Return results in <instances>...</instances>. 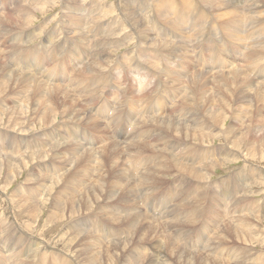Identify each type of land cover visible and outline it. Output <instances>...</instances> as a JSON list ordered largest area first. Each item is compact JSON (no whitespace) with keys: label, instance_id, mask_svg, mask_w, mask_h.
Instances as JSON below:
<instances>
[{"label":"rangeland","instance_id":"obj_1","mask_svg":"<svg viewBox=\"0 0 264 264\" xmlns=\"http://www.w3.org/2000/svg\"><path fill=\"white\" fill-rule=\"evenodd\" d=\"M12 1L13 2L11 6H13V8L25 7L29 5L37 6L39 4H45V3H47V5H45V7H43L40 11L36 12L33 18L32 26L21 31H14L10 33L7 37H2V39H0V60L2 63H5L7 65V69L9 71L16 72V74H20V75L25 74L28 76H30L32 73L34 74V72L31 71V69L34 71V68L30 67L29 70L28 69L29 67L27 66V64H25L26 61H28L29 63L35 64L39 68V71L42 70L43 73L46 74L47 68L52 67L54 63L45 64L43 69L39 67V65L41 64L37 60L49 45L53 44L55 46L57 44L58 37L53 38L52 41L45 39L44 31H50V30L54 31L57 35H61V38L64 35L66 37L70 36L69 38L63 39V42L61 44L62 54H66V55L69 54L70 57H73L74 54L79 55L77 51L82 52V51L92 50V52H94V57L89 62L87 61L86 64L81 66L80 68H76V66H80L78 62L76 61L71 62L72 69H74V71L71 74L72 75L76 74L74 79L72 78L71 74L70 76H67V73L71 71V69L69 68H67L66 71H63L64 73L59 75L58 71L60 72V70L57 69L56 72L53 70L54 68L53 67L50 70L51 74H54L53 77L51 78L44 77V79L47 78V79L55 80L52 82H48L49 84L48 83L47 84L49 86L50 85L52 86V83L54 85L55 83L56 84L59 83L58 86H60L63 90L69 92L70 94L78 95V96H71V98L74 101L76 99L75 102L80 106V108H82V114L79 116V119H75L77 121L57 120L55 121L54 126L52 125L49 127L38 124L35 121L33 123L35 125L32 124L31 128H29L31 125H25V127L24 125H17L16 127L11 126L10 128V126L8 127L6 125L7 123L5 120H3V122H0V150L1 149L4 150L5 154L7 155L15 154L16 150L19 147H21L23 144L25 145L23 154H26L31 151L37 153L39 152L38 149L47 150L48 152V150L50 151L49 146L51 144L53 143L61 144L59 148L54 149L55 152L54 155H51V152H49L48 154L49 156L47 155L49 158L47 156H44L43 159H38L37 157H34L36 158L37 161L34 160L28 162L25 166H22L20 170L16 172L17 174L15 173L9 179V181L12 182L7 181L6 183L4 173L2 175L0 174V264H11V263L17 264V262L18 264H54V263L78 264L80 262H82V264L83 263L89 264V262L91 261H89L87 257L91 255L93 249H95L98 253L96 254L97 257L95 256V259L92 261L91 264H160L161 261H162L161 264H174L175 262L176 264H179L177 259H175L176 258L175 254H181V255L190 254L191 256L194 254H198L200 252L199 249H201V244L205 241L207 236L203 240V236L200 231H199L200 234L197 233L198 231L197 232L194 231V233L192 234L191 232L196 227H199L202 218H199L197 216L192 220V223L189 222L187 223L186 220L184 219L185 217L181 214V210L183 209V206L185 204H181L180 202L173 201L175 198L174 195L171 197H162L163 196L162 194L156 197L154 193L149 192V188H145V186H142L139 183V179L136 176L141 171V168L143 166H145V171L149 170L148 172H150V169L152 171V167L153 168L156 167L160 163V161L164 160L165 154L152 155L150 153L145 154V152H142L139 154L136 153V155L135 154L131 155L128 154V150L133 145L136 144L142 145L147 140H154L159 137L158 134L152 137H151L152 134L144 137L136 136V135L142 131L144 132L153 131L154 133H158L157 129L155 127H151L150 125L151 118L154 119L160 117L161 119H165V117L167 116V115L162 116L160 114L162 113V111L158 108V106H162V108L165 107V109L169 106L168 110H166V113L169 114L170 117L172 118L176 116L174 112L178 109L181 100H180V96H178V98H174V96L171 94V91L173 90L174 87L179 88L178 86L181 85L184 86L186 84L185 87H187L188 80L190 76H193V74L194 75L200 73L205 74L207 71H209V73L207 72L206 75L210 74L211 77L216 79L220 74L226 73V75H228L230 74L231 71L233 72L239 69L241 70V73L243 72L242 74L243 76L245 75V77H248V79L252 80V82L247 84V87H249L253 82H257L258 80H260V75L264 76V66H263L264 52H262L260 55L261 59L259 58L260 60L258 59L257 61L253 60V56L251 55L253 49L259 50L260 47L259 43L264 42V7H262L261 5L259 6L260 8L258 7L257 9H253L252 8L253 3L256 2L257 0H248V3L252 4L250 9L247 10V8L243 6V9L239 10L241 14L243 13L245 15L243 16L242 19V27H241V35H240L244 37L245 41L239 43L238 38L236 37H233V40L236 41L237 46L240 48L243 54L242 56L231 57V53L233 49L232 44L227 40V38L223 36L222 27L220 26V24H216L214 27L213 33L215 37L210 38L211 44L209 47L207 41L208 34H211L212 30L209 29L207 32H205L203 31V29L207 27V25H209L211 21H213V19L210 20L211 18H207L203 22L201 27L194 20L192 21L191 24V19L190 18L188 19V16L181 19L187 13L183 10L182 5L178 0H170L171 4L166 9L155 8L154 7L155 0H86V3L88 5H91L92 13H93V19L90 24V29L92 30V45H88V43L86 42L87 40H85L86 39L85 34L83 33L81 28L82 20H80V29L77 30V25L79 23V16L81 13V8H79L78 5L81 0H76V4L66 2L71 5L70 8H66L65 6L62 7L61 0H53V1L43 0V2L45 3H43L41 0H12ZM50 1L53 4L52 3L49 4L48 2ZM193 1L195 0H190L191 8H193V3H194ZM227 1L234 3L243 2V0H227ZM3 2L4 0H0V4ZM221 4L223 5V2L218 3L216 0H212L211 3L205 5V8L208 10L210 9V11H213L215 13V16H217L215 17V19L218 18L217 19L218 22L224 23L225 20L229 18V16L232 14L230 13L227 16H224L225 12H231L232 10L227 7L225 8L224 5L222 8ZM112 7H114L115 9L112 10L111 15L107 18H104L102 21H98V19L102 18L105 14H107ZM123 8L127 11L137 14L143 21H145L146 26L143 27L144 35L154 38L156 40H161L163 42H172L173 45L169 49H154V48L141 46L140 44H134V42L137 39V35L133 26L130 24L127 18L123 14L119 13V11L121 12L123 11ZM223 11L225 12L223 16H221L219 13ZM0 14L4 15L3 13ZM210 14L212 13L210 12ZM64 15L68 16L69 19H64L65 18ZM62 22L64 23V26L62 25ZM177 22L180 23L177 25ZM191 25L192 28L189 30V27H191ZM180 29H183V32H181ZM230 29L233 31L231 27ZM32 30H34L37 34L29 39V37L32 36V32H31ZM23 31L26 33L25 34L26 35L25 39H27L26 41H22L21 39H19L20 34ZM191 31L193 32L191 33ZM200 31H202L205 34L207 39L203 40L200 37ZM183 33L187 34L188 39L183 38ZM13 34H15V37L13 36ZM117 35H119L120 37L119 40H117ZM189 42L194 43L195 46H193ZM187 44L189 45L188 52H187ZM117 45H121V46L115 49L113 53L114 55L113 54L111 55V59L109 63L111 64V66L108 65L105 70L101 71L97 75H91L89 77H86L83 68L90 62L94 61L95 59L101 58L103 55V51L105 49ZM15 47L18 48L17 50L20 52L19 55H16L12 51H8L11 48H15ZM173 49H176L175 55L172 54ZM199 50L203 52L201 53L199 52ZM227 51L229 55L227 54ZM194 58L196 60H194ZM198 59L200 60L198 61ZM236 59L240 60L241 62L239 64H236L235 63ZM231 62L232 63L234 62L233 66L230 65ZM247 62L250 63L247 64ZM225 64L226 65L228 64L226 68H222ZM253 64L256 67H254ZM195 65H197V67ZM247 65L248 66L251 65L249 66L250 69L248 68ZM13 66L15 67L13 68ZM216 67H221L222 69L220 68L216 70ZM75 70L77 72H75ZM222 70H224L225 72ZM254 72L255 74L252 75ZM36 74H34L35 78L38 77L43 79L42 78L43 75H41V73H38L37 75ZM214 74H217V76ZM182 75L184 76L181 77ZM178 78H180L181 79L180 81H182L181 85H178L176 83V80ZM115 81L119 85H117L116 83L114 84ZM64 82L66 84L67 82H69L70 85L67 86L64 84ZM258 87H259L258 85L254 86L255 89H257ZM113 89H115V91ZM255 89H252L251 93L255 92ZM24 93H25V88L21 87L13 94L6 95L5 97L1 98L0 110L6 106L9 107L10 105L17 104L19 102L18 100H20L19 95ZM160 100L163 103H161ZM124 101L126 102V105ZM157 102L159 104L158 106H157ZM187 111L188 109L185 110V113ZM120 113H123L124 115ZM141 114L143 115L141 116ZM186 115L189 117L188 113ZM195 116L196 114H193V116L191 117H195ZM86 118H88L91 122L95 123L96 126L82 122ZM113 118L116 119L114 120ZM233 121L235 124L240 123L239 118H235ZM246 122L248 121L245 120L244 125L246 124ZM4 123L6 124L3 125ZM140 126L141 128H139ZM262 127H264V124L263 125L257 124L256 126L253 125L254 130L260 129V131H262ZM51 128H52L51 133L53 131L55 132L59 131L55 135V138L57 139L50 140L47 142L42 141L45 135H48L47 131ZM19 129H23V132L18 131ZM24 132H26L27 134H25ZM78 133H80L79 136L77 135ZM118 137H120V139ZM259 138L260 135L255 136V139H259ZM123 141L125 143L126 142L129 143V145H126L127 143L125 144ZM210 141L212 140L210 139ZM211 143L213 145L224 144L222 142V137L221 138L215 137ZM48 144L49 146H47ZM70 145L76 146V148L79 149L78 151L77 150L74 151V153L78 157L80 156L79 157L80 161H78L79 159L71 155V150H69ZM89 146L90 147L93 146V150H92L93 154L90 158L84 159L83 156L85 155L84 152L87 151ZM160 146L166 151L176 153L180 161L192 165H205L211 163L212 161H216L217 159L221 161L222 160L225 161L224 164L220 162L218 165H216L213 168V171L211 170L208 171V173L210 172L209 174L207 173L208 183L212 184L213 187H205L203 191L207 190L208 188L209 189L212 188L218 189V187L221 188L219 186V183L221 182L222 179L227 177L226 180H228L231 177H234L235 174L239 175L240 172L242 171L243 174H246L245 172H249L247 169L251 171V178L253 176L258 178L259 181L258 182L256 181L257 183H254L253 180L251 181L250 178L247 184H245L244 188L243 187L239 188V184L237 185L238 188L237 196H239L243 190L244 191L242 192V194L248 188H250L249 190L251 192L250 195L254 199L250 208L248 206L243 210H241L239 213L238 216L239 218L251 216L250 218H248V221L251 223L250 226L252 228L250 230V233L245 234V236L241 237V239L238 241H244L243 239L250 238L249 239L250 242L247 240L246 243L247 245L246 244L245 245L248 246L249 249L251 248L250 250L252 257H250V259L249 258L245 259L246 262L250 264H264V255H263L264 254V211H263L264 155L258 156V158L246 157L245 159H243L242 157H240V154L231 147L229 148L234 152L233 157H225L220 154L200 155L197 148L198 146L196 144L185 143V142L178 144L174 142V140H162ZM200 146L207 147L208 145H200ZM95 147L97 148V150ZM104 148L105 149L111 148L110 149L111 152H118V158L121 159L122 161L119 159L116 160L114 162L115 164H117L116 167L114 163L112 164L108 163L110 164L109 167L112 168L110 169L109 167H105L104 169H102V164L105 165L104 162L102 163V160L107 158L105 155L106 153L103 155L100 154L101 150ZM114 149L117 151H115ZM62 154H66V155L62 156ZM63 163H65V167H63ZM132 163L133 165H131ZM113 166L116 169H114ZM31 170L33 171V175L37 182L39 181L42 182L41 181L42 175H44L42 176L43 178L45 177L47 178L46 182L44 183L45 184L44 188L41 186L38 187L37 183L35 182H26V175L28 171L30 172ZM84 170H87L88 171L87 174L89 175L84 176V174L86 173ZM101 171L104 172L107 176V178H105V182L107 185L106 189H112L105 192V193H109L108 196L106 198H103L101 192H97L96 194L97 198H95L96 196L88 197L89 199L87 201V205L91 211L90 210L86 211L84 209V206L81 205L80 210H77L78 212L75 213L69 212L70 213L69 214L68 213L69 207L72 204L71 200L79 199V197L83 194L84 191L89 190L90 186L94 184L97 176ZM142 172L144 171H141L140 174ZM175 173L176 171L175 172L173 171L172 174ZM126 174L128 177L126 176ZM53 177L56 179H54ZM64 177L66 178L64 179ZM112 177L125 178L122 179L123 185H121L122 186L121 190H124L125 188L127 190V188H129V185L131 189L134 187L137 190L133 188L132 191H127L126 193L130 198L129 199L123 198L124 196L122 194H124V191L122 192L119 187L117 190L113 188L111 181L114 179H112ZM163 178L165 182L164 187L168 186L170 188L171 186L172 190L175 191L195 188L196 181L192 178V175L190 174H182L177 177L171 174H165L163 175ZM49 179L50 180L52 179L51 180L52 182ZM80 181H84V186L82 184L76 186V189L78 191L75 188L74 189L71 188L72 186L71 183L78 184ZM66 182H71V183L69 186L64 187V183ZM1 190L4 191L2 192ZM46 190H48L49 194ZM70 190L72 193L70 192ZM131 192H132V196H129ZM22 194L25 196H33V198L30 199V201L32 203L34 202V204L39 206L37 209L38 211L37 210L34 211L35 212L34 216L30 214V211L26 206L28 205L27 202H25L24 200L19 201L20 199L19 197ZM17 195H19V197ZM51 197H54V199ZM15 198H17L18 200ZM133 200H135V202ZM64 204H66V206ZM147 205L149 209H147ZM114 210L120 212L122 216L120 215V217H109L108 214L110 212H113ZM57 211L59 213L62 212V216L56 219H51L49 215ZM221 213L224 215L225 218L226 216L223 213V211H221ZM171 216L176 218L170 222L169 218ZM51 221L53 223H51ZM227 221L228 220H224L222 223H219L217 228L218 231L221 229V227H224L225 223L227 225ZM47 222H49V224ZM10 224L13 225L11 226ZM68 224L71 226H68ZM197 224L198 226H196ZM9 225L13 229L10 228ZM152 225L154 228H152ZM193 225L195 226L194 229H193L194 227ZM140 226H142L143 228L142 234H138V230ZM164 228H167L168 231L170 229L171 232L180 235V237L178 239H175L176 237L173 234L172 236L175 241L171 242L172 241V239H170L171 236L163 232ZM108 229H111L113 231L112 235L109 237L110 239L106 238L105 241H103L102 243L103 246H102V244L98 242L104 238L102 233ZM150 229L154 233L150 232ZM13 230H17V231L15 232ZM84 232L87 233L88 236ZM216 232L217 230L209 235L208 242H204L206 248L209 245H215L217 241V235L215 234ZM75 233L77 237L75 236ZM189 235L191 236L188 238ZM122 240L123 242L124 241L128 242V243L124 242L127 243L126 247L125 246L123 247ZM74 241L77 243L75 244ZM86 244H88V247L86 246ZM162 244H164L163 247ZM228 244L229 243H227L226 246ZM72 247H73L72 249L73 251L71 250ZM75 247L77 248L75 249ZM36 248L38 249V252L34 253V250ZM142 248L145 250H143ZM168 249L170 251H168ZM80 250L82 252H78ZM75 253L77 254L75 255ZM226 253H228L231 256L232 254L235 253V251L218 250V255L226 254ZM72 255L74 256V259L76 261L73 259ZM80 255L83 258V261ZM241 256L244 257L245 255L241 253ZM76 257L77 258L79 257L78 260ZM10 259L11 262H9ZM238 260L241 261V259Z\"/></svg>","mask_w":264,"mask_h":264},{"label":"bare ground","instance_id":"obj_2","mask_svg":"<svg viewBox=\"0 0 264 264\" xmlns=\"http://www.w3.org/2000/svg\"><path fill=\"white\" fill-rule=\"evenodd\" d=\"M41 1L43 2V0H41ZM51 1H53V0H51ZM51 1L48 2V3L51 4L52 3ZM178 1L181 3L183 10L187 13L181 19H183L186 16H188V19L189 18L191 19V24H192V21L194 20L200 27L202 26L203 22L207 18H211L210 20L213 19V21H211L210 24L208 23L209 25H207V27H205L203 29V31H205V32H207L209 29L212 30V33L211 34H208V40L207 41H208V46L209 47H210V44H211L210 38L215 37V35L213 33L214 27H215L216 24H220V26L222 27L223 36L225 38H227V40L232 44V48L233 49H232L231 57L242 56L243 52L237 46V43H236L235 40H233V37L238 38V42L239 43L240 42L242 43L243 41H245L244 37L240 36L241 35V27H242V19H243V16H245V15L243 13L241 14L239 12V10H242L243 9V6H245L247 8V10L250 9V7L252 6V4L248 3V0H243V2H239V3H237V2L234 3V2L227 1V0H216L218 3L223 2V5H224L225 8L227 7V8H230L232 10L231 12H225V11H223V12L219 13L221 16H223L224 12H225L224 16H227L228 14L232 13L229 16V18H227L225 20L224 23L218 22L217 21L218 18L215 19V17H217V16H215V13L213 11H210V9L208 10V9L205 8V5L211 3L212 0H195V1H193L194 2L193 3V8L190 7L191 2H192V1L190 2V0H178ZM12 2H13L12 0H4V2L0 4V13H3L4 14V15H1L0 14V39H2V37H7L10 33L14 32V31H21V30H24V29L29 28L30 26H32L33 25V18H34V15L36 14V12L37 11H40L43 7H45V5H47V3L43 2L45 4H39L37 6L29 5V6H25L24 8H22V7H14L13 8V6H11ZM66 2L76 4V0H61L62 7H64V6L66 8H70L71 7V5L68 4V3H66ZM170 4H171L170 3V0H155L154 1V7L157 8V9H166L167 7L170 6ZM223 5H222V8H223ZM261 5H262V7H264V0H257L256 2L253 3L252 8L253 9H257ZM78 7L81 8V13H80V16H79V23L77 25V30L80 29V20H82V23H81L82 26H81V28H82L83 33L85 34V38H86L85 40H87L86 42L88 43V45H92V30L90 29V24H91V21L93 19L92 7H91V5H88L86 3V0H81L80 3H79V5H78ZM114 9L115 8L112 7L111 10L107 14H105L102 18L98 19V21H102L104 18L109 17L111 15V13H112V10H114ZM13 10H15L14 13H11ZM209 11L212 14H210ZM119 13L123 14L127 18V20L130 22V24L133 26V28H134V30L136 32L137 39L134 42V44H140L141 46H145V47H149V48H154V49H169L173 45L172 42H163L161 40H156L154 38H151V37H148V36L144 35V33H143V27H145L146 24H145V21H143L137 14H135L133 12H130V11H127L124 8H123V11L122 12L119 11ZM113 14H115V13H113ZM247 14H248V11H247ZM64 16H65L64 19H69L68 16H66V15H64ZM179 23L180 22H177V25ZM62 25L64 26V23L63 22H62ZM230 27L234 30L235 33L230 29ZM191 28H192V25H191V27H189V30ZM186 30H187V28H186ZM180 31L183 32V29H180ZM31 32H32V36H30L29 39L37 34L34 30H32ZM192 32L193 31H191V33ZM25 34L26 33L23 31L20 34L19 39H21L22 41H26L27 39H25V36H26ZM13 36L15 37V34H13ZM44 36H45V39H47L49 41H52V39L55 38V37H58V39H57V44L55 46L53 44L49 45L44 50V52L42 53V55L38 58L37 61L41 64V65H39V67L44 69V65L47 64V63H50V64H53L54 63V65L52 67H50V68L48 67L47 70H46V74H45V73H43L42 70L39 71V68L35 64L29 63L28 61H26V63H25L29 67L28 68L29 70H30V67L34 68V71L31 69V71L34 72V74L41 73V75H43L42 76L43 79L38 78V77L35 78V75L33 73L30 76H28V75H25V74L24 75H20V74H16V72L9 71L7 69V65L5 63H2L1 60H0V99L3 98V97H5L6 95L13 94L15 91H17L21 87L25 88V93L19 95V99L20 100H18L19 102L17 101L18 102L17 104L10 105L9 107L6 106V107H4L3 109L0 110V122H3V120H5L7 124L4 123L3 125L6 124L8 127L10 126V128H11V126H15L16 127L17 125H24V127H25V125H31L29 127V128H31L32 127V124L35 121L38 124H41L43 126L49 127V126H52V125L54 126L55 121H57V120H61V121H77L75 119H79V116L82 114V108H80V106L75 102L76 99L74 101L71 98V96H78V95H73V94H70L69 92L63 90L60 86H58L59 83H57V84L55 83V85L52 83V86L50 85L51 86L50 87L48 85L49 84L48 82H52V81H55V80L47 79V78L53 77L54 74H51V72H50V70L53 67H54L53 70L56 71V72H57V69L60 70V72L58 71V74L59 75H61L62 73H64L63 71H66L67 68L71 69V71L69 73H67V76H70V74L74 71V69H72L71 62L72 61L78 62L80 66H76V68H80L81 66L85 65L87 61L89 62L94 57V52H92V50L82 51V52L77 51V53L79 55L74 54L73 57H70L69 54L66 55V54H62L61 53V44L63 42V39L69 38L70 36L69 37H66L64 35L61 38V35H57L54 31H51V30L50 31H44ZM200 37L203 40L207 39L206 36H205V34L202 31H200ZM257 37H258V35H257ZM183 38L186 39L187 38V34H184L183 33ZM261 38H263V37H261ZM119 39H120V37H119V35H117V40H119ZM257 40H259V39H257ZM213 41H215V40H213ZM189 43L192 44L193 46H195L194 43H192V42H189ZM259 44H260L259 50L253 49V52L251 53V55L253 56V60H255V61H257L260 58L261 53L264 52V42H260ZM119 46H121V45H117V46H114V47H110V48L105 49L103 51V55H102L101 58H97L94 61H92L89 64H87L83 68V71L85 73V76L86 77H89L91 75H97L101 71L105 70L108 65L111 66V64H109L110 63V59H111V55L114 53L115 49L118 48ZM245 47H247V46H245ZM188 48H189V45L187 44V52L189 51ZM17 49L18 48L15 47V48H11L8 51H12L16 55H19L20 52ZM200 50H199V52H201ZM172 54L173 55L176 54V49H173L172 50ZM216 54H217V52H216ZM227 54H228V51H227ZM191 58H193V57H191ZM33 60H34V58H33ZM194 60H196V59L194 58ZM199 60L200 59H198V61ZM113 61H114V59H113ZM240 62H241L240 60H237V59L235 60V63L236 64H239ZM248 63H250V62H247V64ZM233 64H234V62L233 63L232 62L230 63L231 66H233ZM227 65L225 64L222 68H226ZM195 66L197 67V65H195ZM249 66H251V65H249ZM249 66H248V68H249ZM253 66L256 67L254 64H253ZM14 67L15 66H13V68ZM213 68H214V66H213ZM220 68L221 67H216V70H218ZM239 68H241V67H239ZM252 69H253V67H252ZM256 69H258V68H256ZM211 71H213V70H211ZM222 71H224V70H222ZM75 72H77V71L75 70ZM207 72L209 73V71H207ZM244 72H245V70H244ZM249 72H250V70H249ZM206 73L205 74L204 73L203 74L200 73V74H195V75L193 74V76H190V78L188 80V86L187 87H185L186 84L184 86H182L181 85L182 84V81H180L181 80L180 78L183 77L185 74L182 75L180 78H178L176 80V83L178 85H181V86H178L179 88L174 87L173 90L171 91V94L174 96V98H178V96H180V100H181V102L179 103L178 109L174 112V114L176 116L174 118L170 117V115L166 113V110H168L169 106L166 109H165V107L162 108V106H158L159 105L158 104L159 100H158L157 106L162 111V113H160V114L162 116L163 115H167L165 117V119H161L160 117L159 118H154V119L151 118L150 125H151V127H155L157 129L158 133H154L153 131H146V132L142 131V132H139L136 136H142V137H144V136H148V135L152 134L151 135V137H152V136L158 134L159 137L156 138V139H154V140H147V141L145 140L146 142L143 143L142 145H140L139 143H138L139 145H137L136 144L138 142L137 141L135 143L136 145H133L131 148L129 147L130 149L128 150V154H131V155L135 154L136 155V153L139 154V153H142V152H145V154L150 153L152 155H155V154H165L164 160L163 161H160V163L156 167H154V168L152 167V171H151V169H150V172H148L149 170L148 171H145V166H143L141 168V171H144V172H142L140 174V172H141L140 171L136 175L138 177V179H139V183L142 186H145V188H149V192L150 193H154L156 197L159 196V195H162V194H163L162 197H171V196L174 195L175 198H174L173 201L180 202L181 204H185L186 205V204H189L191 202H195V205H193L190 209H188V210H181V214L185 217V219L194 218V217H197L198 216L199 218H202L201 221L203 219H205V220H211V219H213L215 221L214 222V225H213V227L211 229L204 230L205 237L207 236L206 239H205V237H203V240L205 239L204 242H208L209 235L217 230V232L215 233L217 235V241H216L215 245H209L206 248L205 245H204V242H203L201 244V249H199L200 252L198 254H194L192 256L190 254H186V255L175 254V257H176L175 259H177V261H178L179 264H250V263H248V262L245 261V259H247V258L250 259V257H252L251 250H250L251 248L249 249V247L246 246L247 245L246 244L247 243V240L250 242V240H249L250 238L249 239L245 238V239H243L244 241H238V240H240L241 237H244L245 234L250 233V230H251L252 227L250 226L251 223L248 221V218H250L251 216L241 217V218H239L238 216H239V213H240L241 210H243L244 208H246L248 206H249V208L251 207V204L253 203V200L254 199L250 195L251 194V192L249 191L250 188H248L242 194V192L244 191L243 190L240 193V195L237 196L238 195L237 185L239 184V188H241V187L244 188L245 187V184H247L248 180L251 178V171L249 169H247L249 172H245L246 174H243L242 173L243 171H242V172H240L239 175L235 174L234 177H231L228 180H226L227 177L224 178V179H222L221 182L219 183V186L221 188H219V187H218V189L217 188L216 189H213V188L212 189H209L208 188L207 190L203 191V189L205 187H213L212 184L208 183V175H207L208 171L209 170L213 171V168L216 165H218L220 162H222L224 164L225 161L224 160L221 161V160H218L217 159L216 161H212L211 163H208V164H205V165H192V164H189V163L180 161L178 159L176 153H172V152L166 151L165 149H163L160 146V143H161L162 140H174V142H176L178 144L179 143H182V142L196 144L198 146L197 148H198V151H199V154L200 155L220 154V155H223L225 157H233L234 152L229 147H231L232 149H234L235 151H237L240 154V157H242L243 159H245L246 157L247 158L248 157H257L258 158V156L264 155V127H262V131H260L259 128H258L259 130H257V129L254 130L253 129V125L256 126L257 124L258 125H263L264 124V78H263L264 76L260 75V80H258L257 82H253L249 87H247V84L250 83V82H252V80L251 79H248V77H245V75L243 76L242 75L243 72L241 73V70H239V69L238 70H235L233 72L231 71L230 74H228V75H226V73L225 74H220L218 76V78H216V79H214L213 77H211L210 74L209 75H206ZM254 74H255V72L252 75H254ZM261 74H263V73H261ZM41 75H39V76H41ZM59 75H56V76H59ZM63 75H65V74H63ZM75 75L74 74L72 75V78L73 79H74ZM212 75H213V73H212ZM214 75L217 76V74H214ZM44 77H47V78L44 79ZM255 80H256V78H255ZM115 83L117 85H119L116 81L114 82V84ZM64 84L67 85V86L70 85L69 82H67V84L64 82ZM257 85L259 87L257 89H255L254 86H257ZM252 89H255V92H252L251 93ZM113 90L115 91V89H113ZM163 94H164V92H163ZM165 97H166V95H165ZM124 103L126 105V102L125 101H124ZM161 103H163V102L161 101ZM123 109H124V107H123ZM187 109H188V111L185 113V110H187ZM187 113L189 114V117L186 115ZM120 114H123V113H120ZM193 114H196V116L195 117H191V116H193ZM142 115L143 114H141V116ZM235 118H239V120H240V123L239 124H235L234 123L233 120ZM146 120H148V119H146ZM245 120H247L248 122H246V124L244 125V121ZM82 122H84L86 124H90V125L96 126V124L93 123V122H91L88 118H86ZM33 125H35V124H33ZM4 127H6V126H4ZM136 127H138V126H136ZM29 128H27V129H29ZM139 128H141V126ZM18 131L23 132V129H19ZM51 131H52V128L47 131L48 132V135H45V137L43 138L42 141L47 142V141H50V140L57 139V138H55V135L59 131H57V132L53 131L52 133H51ZM131 132H133V131H131ZM24 133L27 134L26 132H24ZM118 133H120V132H118ZM77 135L79 136L80 133H78ZM257 135H260V138L259 139H255V136H257ZM125 136H127V135H125ZM215 137H220V138L222 137V142L224 144L223 145L222 144L221 145L220 144H214L213 145L211 142L213 141V139ZM118 138L120 139V137H118ZM210 139L212 141H210ZM23 141H24V138H23ZM142 142H144V141H142ZM126 145H129V143H127ZM200 145H208V146L207 147H203V146H200ZM47 146H49V144ZM47 146H46V148H47ZM60 146H61L60 143H53V144H51L49 146L50 151L48 150V152H47V150L38 149L39 152H37V153L31 151V152H28L26 154H23V150L25 148V145L23 144L21 147H19L16 150L15 154H13V155H7V154H5L4 150L1 149L0 150V174L2 175L4 173L5 181L7 183V181H9V179L17 171H19L22 166H25L28 162H31V161L36 160V158H34V157H37L38 159H43L44 156H47L49 154V152H51V155H54L55 154L54 149H57ZM108 148L107 149H105V148L102 149L101 150V153H100L101 155H103V154L106 153L105 155L108 158V159L106 158V159H103L102 160V163L103 162L105 163V165L102 164V169H104L105 167H109L110 164H108V163H111L112 164L116 160L119 159L118 158V152H111L110 151L111 148L110 149H108ZM69 150H71V155L73 157H76L77 159H79L80 156L78 157L74 153V151H76V150L78 151L79 150L78 148H76V146H71L70 145L69 146ZM92 150H93V146H91V147L89 146V148L87 149V151L84 152L85 155H83V153H82V155L84 156V159L90 158L92 156V154H93V151ZM96 150H97V148H96ZM115 151H117V150H115ZM107 152H109V153H107ZM21 154H23V155H21ZM65 155L66 154H62V156H65ZM119 160H121V159H119ZM78 161H80V159ZM131 165H133V163ZM116 166H117V164H115V167ZM63 167H65V163H63ZM115 167H114V169H116ZM51 170H52V168H51ZM73 170H75V169H73ZM84 171L86 172L84 174V176L89 175V174H87L88 173L87 170H84ZM173 171L174 172L176 171V173L175 174H172ZM237 173H239V172H237ZM34 174H35V172H34ZM165 174H171V175H174L175 177H177L179 175H182V174H190V175H192V178L196 181L195 188L194 189L193 188H189V189H184V190H181V191H175V190H172L171 186H170V188L168 186L167 187H163V185L165 183L164 182L163 175H165ZM42 176H44V175H42ZM42 176H41V181L42 182H40V181L37 182L36 179H35V177H34V175H33V171L32 170L30 172L28 171V173L26 175V182H35V183H37L38 187L41 186V187L44 188L45 187V184L44 183L46 182L47 178L46 177L43 178ZM84 176H83V178H84ZM126 176H127V174H126ZM66 177H64V179ZM105 178H107L106 174L101 171L99 173V175L97 176L96 181L94 182V184L92 186H90L89 190L84 191L83 194L79 197V199H72L71 200V203L72 204H71V206L69 205L70 207H69L68 213L69 212L70 213L78 212L77 210H80L81 205L84 206V209L86 211H89L90 208L87 205V201L89 199L88 197L96 196L95 198H97V195H96L97 192H101L103 198H106L109 193H105V192L106 191H109V190H112V189H106L107 188V185H106V182H105ZM238 178H239V180H238ZM54 179H56V178H54ZM112 179H114V180L111 181V183L113 185V188L115 190H117L118 187H119L120 190H121V188H122L121 185H123L122 179H125V178L112 177ZM252 180H253L254 183H257L259 181L258 178L254 177V176L251 178V181ZM9 182H12V181H9ZM70 183L71 182L64 183V187L65 186H69ZM131 183H132V181H131ZM71 184H72L71 188L72 189H74V188L76 189V186H79L81 184L84 186V181H80L78 184H74V183H71ZM51 186H52V184H51ZM4 188H5V186H4ZM132 189L130 188V185H129V188H127V190H126V188L124 190H121L122 192L124 191V194H122L124 196L123 198L129 199L130 197H128V195H127L126 192L127 191H132ZM120 190H119V192H120ZM135 190H137V189H135ZM1 191L3 192L4 190H1ZM46 191L48 192V190H46ZM70 192H71V190H70ZM17 193H20V192H17ZM48 194H49V192H48ZM17 196L19 197V195H17ZM129 196H132V192L129 194ZM19 198H20L19 201L20 200H24L25 202H27L28 205H26V206L29 209L30 214H32V216H34V213H35L34 211H36L39 206L36 205V204H34V202L32 203L30 201V199H32L33 196H25V195L22 194ZM51 198L54 199V197H51ZM15 199H17V198H15ZM39 201H41V200H39ZM49 201H50V199H49ZM133 201L135 202V200H133ZM43 203H46V202H43ZM50 205H51V203H50ZM64 205L66 206V204H64ZM55 208H57V207H55ZM138 209H140V208H138ZM147 209H149L148 208V205H147ZM120 210H121V207H120ZM10 211H12V210H10ZM221 211H223V213L225 214V216H226L225 218H224V215L221 213ZM263 211H264V209H263ZM65 213H66V211H65ZM16 214H17V212H16ZM39 214H40V212H39ZM25 216H26V214H25ZM49 216H50L51 219H56V218H59L60 216H62V212L61 213H59L58 211L57 212H53ZM79 216H80V214H79ZM108 216L109 217H120V214L119 215H109L108 214ZM153 216H155V215H153ZM157 218H158V216H157ZM175 218L176 217L171 216L169 218V221L171 222ZM192 220L193 219H190V220H188L186 222L187 223L188 222L189 223H192ZM224 220H228L227 221V225L224 222L225 223L224 224V227H221V229L219 228L220 230L218 231L217 228H218L219 223H222ZM52 221H51V223H53ZM57 221H58V219H57ZM47 223L49 224V222H47ZM150 223H151V221H150ZM59 224H61V223H59ZM10 225H9V227H10ZM50 225H53V224H50ZM155 225H156V223H155ZM181 225H183V224H181ZM68 226H71V225L68 224ZM10 228H12V227H10ZM152 228H154L153 225H152ZM167 228H164L163 229V232H165L169 236H171L170 237V239H172L171 242L175 241L173 239V236H172L173 234L176 237L175 239H178L180 237L178 234L171 232L170 229L168 231ZM199 228L200 227H197L196 229L192 230L191 234L194 233V231L197 232L199 230ZM111 229H108V230H106V231H104L102 233L103 236H104V238L102 240H100L98 243H101L102 244L103 241H105L106 238H109L112 235V232L113 231ZM68 230H69V228H68ZM71 230H74V229H71ZM13 231L16 232L17 230H13ZM142 231H143V228H142V226H140V228L138 230V234H142ZM150 232H153V231H151V229H150ZM61 234H63V233H61ZM85 234H87V233H85ZM161 234H162V232H161ZM75 236L77 237L76 233H75ZM87 236H88V234H87ZM190 236L191 235H189L188 238ZM226 237H227V239H226ZM24 239H26V238H24ZM63 240H61V241H63ZM166 241H167V239H166ZM166 241H164V242H166ZM251 241H252V238H251ZM94 242H96V241H94ZM122 242H123V240H122ZM124 242H127V241H124ZM124 242H123V247L124 246L126 247V244L128 242L127 243H124ZM76 243L77 242H75V244ZM227 243H229V244L226 246ZM84 244H85V242H84ZM164 244H162V247L164 246ZM202 245H204V246H202ZM86 246L88 247V244H86ZM102 246H103V244H102ZM33 247H34V244H33ZM37 248L34 250V253L35 252H38V249ZM76 248L77 247H75V249ZM80 248H81V246H80ZM53 249H55V248H53ZM72 249H73V247L71 248V250ZM84 250H86V249H84ZM143 250H145V249H143ZM218 250H225V251L232 250V251H235V253L232 254L231 256L228 253L218 255ZM168 251H170V250L168 249ZM28 252H30V251H28ZM78 252H82V251L80 250ZM9 253H10V251H9ZM97 253L98 252L95 249H93V252L91 253V255H89L87 257V259H89V261H91V262H89V264H91L92 261L95 259V256H96ZM158 253H160V252H158ZM168 253H170V252H168ZM241 253H243L245 256L244 257L241 256ZM76 254L77 253H75V255ZM82 254H85V253H82ZM162 254H164V253H162ZM151 255H153V254H151ZM257 256H259V255H257ZM80 257H81V255H80ZM78 258H77V260H78ZM73 259H74V256H73ZM238 259H241V261L238 260ZM158 260H160V259H158ZM165 260H168V259H165ZM82 261H83V258H82ZM9 262H11V259H10ZM161 262H160V264H161ZM80 263L82 264V262H80ZM80 263H78V264H80ZM85 263H88V262H85ZM120 263H122V262H120ZM165 263H167V262H165ZM17 264H18V262H17ZM174 264H176V262Z\"/></svg>","mask_w":264,"mask_h":264},{"label":"crops","instance_id":"obj_3","mask_svg":"<svg viewBox=\"0 0 264 264\" xmlns=\"http://www.w3.org/2000/svg\"><path fill=\"white\" fill-rule=\"evenodd\" d=\"M22 8H24V7H22ZM14 11L15 10H13L11 13H14ZM234 31V30H233ZM235 33V32H234ZM163 187H164V185H163ZM193 205H195V202H191V203H189V204H186V205H184L183 206V209L182 210H188V209H190ZM121 215V213L120 212H118V211H113V212H110L109 213V215ZM195 218V217H194ZM194 218H188V219H185L186 221H188V220H190V219H194ZM214 220L213 219H211V220H205V219H203L202 221H200V224H199V230H198V232L197 233H199V231L202 233V236L203 237H205V234H204V230H206V229H211L212 227H213V225H214ZM196 226H198V224L196 225ZM195 227H193V229H194ZM197 228V227H196ZM195 228V229H196ZM200 234V233H199ZM198 234V235H199ZM180 236V235H179Z\"/></svg>","mask_w":264,"mask_h":264}]
</instances>
